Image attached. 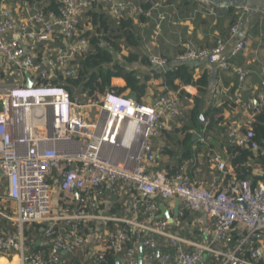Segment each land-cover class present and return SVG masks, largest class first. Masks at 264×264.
Instances as JSON below:
<instances>
[{"label": "built area", "instance_id": "built-area-1", "mask_svg": "<svg viewBox=\"0 0 264 264\" xmlns=\"http://www.w3.org/2000/svg\"><path fill=\"white\" fill-rule=\"evenodd\" d=\"M55 2L56 10L52 0H0V256L18 264H264V167L253 166L264 157L253 129L264 95L244 102L249 72L232 61L246 39L230 52L220 39L212 49L184 43L173 63L150 58L159 71L205 62L238 76L236 99L248 119L226 124V132L252 152L254 177L228 179L229 160L210 153L212 172L193 178L188 165L159 168L156 140L187 109L178 94L146 105L113 90L72 94L64 84L79 79L92 52L90 10L103 7L120 20L142 9L128 0ZM240 8L250 11L244 2ZM231 34H240L238 24ZM176 200L204 242L185 238L174 229L179 220L162 215L161 205ZM163 242L170 251H161Z\"/></svg>", "mask_w": 264, "mask_h": 264}, {"label": "crops", "instance_id": "crops-1", "mask_svg": "<svg viewBox=\"0 0 264 264\" xmlns=\"http://www.w3.org/2000/svg\"><path fill=\"white\" fill-rule=\"evenodd\" d=\"M128 2L138 8L148 3L152 4V8L148 11L151 13L150 17L140 14L130 18L133 22V31L139 41V47L133 49L136 50L137 60L127 66L130 70H134L139 77L151 76L147 82L144 104L150 105L156 98L167 93H177L168 88L162 78L153 76L149 65L141 61L143 57L161 55L175 59L184 43L190 42L199 49H212L220 39L230 41L229 52L239 39H246V50L237 57L238 59L234 60L236 64L243 66L249 72V78L244 85V91L246 90L247 94L243 92V100L244 102H247L246 99L258 100L259 95H264V22L258 13L264 10V0H128ZM241 2H244L250 11L240 8ZM162 16L164 20H161ZM235 16H238V22L235 25L240 26V34L232 38L231 28L234 25ZM118 53L122 57H129L130 54L128 48L124 46ZM188 65L194 69L196 79L201 78L206 72L209 74L210 83L205 96L206 106L214 104L223 109L224 123L222 126L225 127L226 124L232 122H245L248 119V112L243 104L237 103V90L234 93L231 91L237 76L218 70L216 66L205 62L189 63ZM177 84L181 85V82L177 81ZM181 87L185 86L181 85ZM185 88L193 96L199 95L196 87ZM123 94L129 96V91ZM183 105L187 108L186 111L191 109L193 107L192 99L188 98L187 102L183 101ZM190 132L194 135L195 142L189 144L191 156L183 164L188 165V171L193 178L206 177L212 172L210 153L218 154L224 160H229L230 155L225 152L217 153V147H213L215 142L212 141L213 133L211 137L209 136L210 140L208 137L207 141H202V133ZM164 146H169V143L161 141L160 144H156V147L162 150ZM178 165H180L179 156L174 157L160 150V169L175 171L173 169ZM176 203L177 200L166 207L170 213L168 219L180 222V226L174 227V229L181 232L180 234L184 237L189 231L190 238L187 239L197 243L204 242V239L199 236L198 227L194 224V217L181 215L182 204L179 205L176 214ZM121 209L122 207H117L114 213L124 216ZM35 248L39 249V246L37 245ZM161 251H170V248H167L163 242ZM139 253L143 254L142 248ZM15 260L17 261V259L11 258V263ZM203 261L209 262V259L204 258ZM117 264H119V260H117Z\"/></svg>", "mask_w": 264, "mask_h": 264}, {"label": "trees", "instance_id": "trees-1", "mask_svg": "<svg viewBox=\"0 0 264 264\" xmlns=\"http://www.w3.org/2000/svg\"><path fill=\"white\" fill-rule=\"evenodd\" d=\"M57 6L55 0H52L51 8L56 10ZM151 8L152 4L150 3L141 7L144 13L148 12ZM144 13L142 15L146 16ZM87 16L92 19L94 25L93 31L88 33L91 38L92 52L82 61L79 79L64 81L67 89L72 94L77 92L76 89L88 90L91 96L104 94L108 90H113L118 95H122L124 92L129 91L130 97L134 98L138 103L144 104L143 99L147 94V82L151 76L139 77L134 70H130L127 66L138 58L135 53L136 50H133L139 47V41L133 31L132 20L126 17L120 20H114L105 12L103 7L93 8L87 13ZM237 22L238 16H235L234 25ZM105 42L108 44V47H103V43ZM122 46L128 48L130 54L129 57L123 56V62L121 63L116 53L120 52ZM181 54H183L182 47L179 55ZM161 57L165 58L170 63H173L177 58L169 59L165 56ZM150 58L151 55L149 57H143L141 61L149 65L153 76L155 78H162L164 84L178 94L182 103L183 101L187 102L188 98L192 99L193 102V107L186 112L184 111L182 116L178 119L179 123L177 122V124H174L176 126L172 129H165L162 132V137L156 140V144H159L162 138L166 143L169 141V146H164L163 150L160 149L161 152L174 157L179 156L180 165L173 170H178L191 156L189 144L195 141L194 135L190 131H195L200 134L202 133L206 140H208V137H211L213 133L212 141L217 142H214L213 147H217V153L225 152L230 155L229 167L227 170L228 179L245 180L254 177V168L247 165L249 159L253 157V154L250 150L242 149L231 143L226 132L227 127L222 126L224 123V118L222 116L223 109L214 104H211L209 107L206 106L205 96L208 92L210 83L209 74L206 72L201 78L196 79L194 77V69L188 64H178L166 71H159L152 67ZM234 60L232 61L234 62ZM234 64L244 68L235 62ZM177 81H180L181 85L185 87H196L199 91V95L193 96L185 87H181V85L177 84ZM239 86L240 83L237 76L234 88H232L231 91L234 93ZM245 91L244 93L247 94ZM246 101H248V99H246ZM201 116L205 117L204 122L201 121ZM253 129L256 133L255 140L264 147V112L257 116L256 122L253 124ZM171 143L172 147L170 146ZM213 147L212 149L216 152ZM253 166L264 167V157L256 159ZM33 249L37 250L35 247ZM4 261L13 264V262L11 263V258L8 256H0V264H7Z\"/></svg>", "mask_w": 264, "mask_h": 264}, {"label": "water", "instance_id": "water-1", "mask_svg": "<svg viewBox=\"0 0 264 264\" xmlns=\"http://www.w3.org/2000/svg\"><path fill=\"white\" fill-rule=\"evenodd\" d=\"M27 78H28V83H27L28 87H32V82L30 81V77L27 76ZM204 120H205V117L201 116V121L204 122ZM176 205H177V207H176V214H177L180 202L177 201ZM160 209H161L163 216H165L166 218L170 217V213L168 212V209L166 208L165 205H161ZM142 256H143V254L141 253V255L139 256L140 261L142 260Z\"/></svg>", "mask_w": 264, "mask_h": 264}, {"label": "rangeland", "instance_id": "rangeland-1", "mask_svg": "<svg viewBox=\"0 0 264 264\" xmlns=\"http://www.w3.org/2000/svg\"><path fill=\"white\" fill-rule=\"evenodd\" d=\"M85 22H86V21H85ZM83 25H85V24L83 23ZM85 26H86V25H85ZM185 105H186V104H185ZM186 106H187V105H186ZM178 123H179V122H178ZM175 126H176V125L171 124L169 128L172 129V128L175 127ZM178 137H179V135H178ZM161 141H163V138L161 139ZM168 143H169V141H168ZM170 146H172V143L170 144ZM188 232H189V231H188ZM188 232H186V234H185V237H186V238H190V237L188 236V234H189ZM29 237L34 238L35 235H34V234H33V235H30V234H29ZM4 262L7 263V264H9L7 261H4ZM17 263H18V262H17Z\"/></svg>", "mask_w": 264, "mask_h": 264}, {"label": "bare ground", "instance_id": "bare-ground-1", "mask_svg": "<svg viewBox=\"0 0 264 264\" xmlns=\"http://www.w3.org/2000/svg\"><path fill=\"white\" fill-rule=\"evenodd\" d=\"M13 264H17V261L15 260V261L13 262Z\"/></svg>", "mask_w": 264, "mask_h": 264}]
</instances>
